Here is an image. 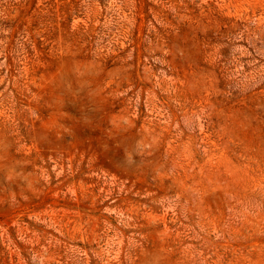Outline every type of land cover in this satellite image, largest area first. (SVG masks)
Returning a JSON list of instances; mask_svg holds the SVG:
<instances>
[{"label": "rangeland", "instance_id": "obj_1", "mask_svg": "<svg viewBox=\"0 0 264 264\" xmlns=\"http://www.w3.org/2000/svg\"><path fill=\"white\" fill-rule=\"evenodd\" d=\"M0 264H264V0H0Z\"/></svg>", "mask_w": 264, "mask_h": 264}]
</instances>
